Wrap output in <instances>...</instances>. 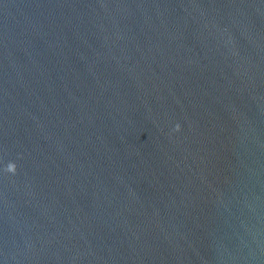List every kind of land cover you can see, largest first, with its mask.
I'll return each instance as SVG.
<instances>
[{
    "label": "water",
    "instance_id": "1",
    "mask_svg": "<svg viewBox=\"0 0 264 264\" xmlns=\"http://www.w3.org/2000/svg\"><path fill=\"white\" fill-rule=\"evenodd\" d=\"M0 264H264V0H0Z\"/></svg>",
    "mask_w": 264,
    "mask_h": 264
}]
</instances>
